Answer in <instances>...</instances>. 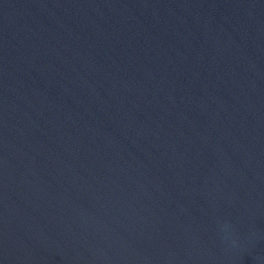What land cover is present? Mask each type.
<instances>
[{"label": "water", "instance_id": "95a60500", "mask_svg": "<svg viewBox=\"0 0 264 264\" xmlns=\"http://www.w3.org/2000/svg\"><path fill=\"white\" fill-rule=\"evenodd\" d=\"M0 264H264V0H0Z\"/></svg>", "mask_w": 264, "mask_h": 264}]
</instances>
